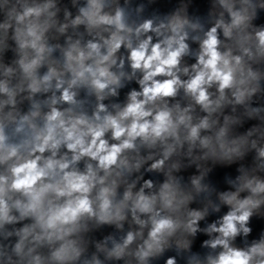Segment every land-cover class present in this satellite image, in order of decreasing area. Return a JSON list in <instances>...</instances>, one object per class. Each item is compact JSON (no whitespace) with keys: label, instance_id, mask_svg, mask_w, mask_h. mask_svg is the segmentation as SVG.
Listing matches in <instances>:
<instances>
[{"label":"clouds","instance_id":"obj_1","mask_svg":"<svg viewBox=\"0 0 264 264\" xmlns=\"http://www.w3.org/2000/svg\"><path fill=\"white\" fill-rule=\"evenodd\" d=\"M0 264H264V0H0Z\"/></svg>","mask_w":264,"mask_h":264}]
</instances>
